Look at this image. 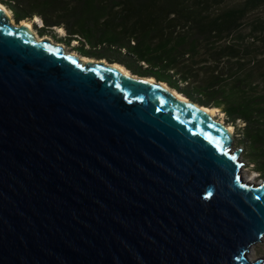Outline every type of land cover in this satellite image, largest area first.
I'll list each match as a JSON object with an SVG mask.
<instances>
[{"label": "water", "instance_id": "1", "mask_svg": "<svg viewBox=\"0 0 264 264\" xmlns=\"http://www.w3.org/2000/svg\"><path fill=\"white\" fill-rule=\"evenodd\" d=\"M19 22L0 7V264H264V179L203 104Z\"/></svg>", "mask_w": 264, "mask_h": 264}, {"label": "trees", "instance_id": "2", "mask_svg": "<svg viewBox=\"0 0 264 264\" xmlns=\"http://www.w3.org/2000/svg\"><path fill=\"white\" fill-rule=\"evenodd\" d=\"M223 1L0 0L16 22L39 17L40 34L62 28L81 55L121 63L241 122L245 156L264 177V20L242 23L264 0L214 13Z\"/></svg>", "mask_w": 264, "mask_h": 264}, {"label": "rangeland", "instance_id": "3", "mask_svg": "<svg viewBox=\"0 0 264 264\" xmlns=\"http://www.w3.org/2000/svg\"><path fill=\"white\" fill-rule=\"evenodd\" d=\"M242 2H244V0H224L220 5L213 6L212 9H213V11H215L214 13H216L222 9L236 7L239 4H241ZM12 18H13V16H12ZM36 18L39 19V17L36 16L35 19L34 18L31 19V23H32V26H34L33 27L34 30L37 32V34L39 36L48 37V38L52 39V41L59 43V44L64 43L62 40V37H61V36L65 35L64 30L63 31H61L60 29L56 30V29H53V27H52V28L46 29L43 32V34H40L37 29H38V27H40L42 25V23L39 22L38 20L35 22L34 20H36ZM253 19H263L264 20V3H262L256 9L248 11L246 13V15L243 17L242 23L244 25L249 24ZM13 20H14V18H13ZM73 43H77V42H73ZM67 46H65V49L67 51H72L74 53H78L79 55H81L77 50L71 49V45H67ZM82 56H83V58L88 57L86 55H82ZM102 59L107 60L105 58H102ZM215 117L217 120H220V121L224 122L225 124L233 127V129H232L233 130V134H232L233 143H232L231 149H236L239 147L242 148L240 160L243 161V166H242L243 178L250 181V182H255V183L263 180L264 177L259 174V172L254 168L253 163L245 156V148H244V143L242 142V133L240 130V127L242 126L241 122H237L236 125L229 123L226 120L225 114L220 110L217 112ZM251 255L253 256V258L250 257ZM249 257H250V260H252V261L255 259H258V258H264V236L260 241H258L257 243H255L251 246V251L249 253Z\"/></svg>", "mask_w": 264, "mask_h": 264}, {"label": "bare ground", "instance_id": "4", "mask_svg": "<svg viewBox=\"0 0 264 264\" xmlns=\"http://www.w3.org/2000/svg\"><path fill=\"white\" fill-rule=\"evenodd\" d=\"M0 7L4 10V12L8 15V17L10 18V20L13 22L14 20H13V18H12V12H11V10L10 9H8L3 3H1L0 2ZM34 19H35V17H34ZM33 19V20H34ZM39 21V22H41V20L40 19H38V18H36V20H34L35 22L36 21ZM19 24H21V25H24V26H26V27H28L29 29H31L36 35H37V32L34 30V26H32V23H31V21H28V20H21L20 22H19ZM61 31H63V29H60ZM38 37H41V36H38ZM65 46H67V45H65ZM68 47V46H67ZM73 54H74V52H72ZM81 57V59L83 58V56L81 55L80 56ZM83 60H85V61H87V60H95V58H93V57H84L83 58ZM103 61H105V60H103ZM114 64L115 65H117L118 67H120V69H122L124 72H126V73H130V71H129V69L128 68H126L124 65H122V64H120V63H117V62H114ZM149 78V80H151V81H155L154 80V78L153 77H148ZM163 84L162 85H164L167 89H169L176 97H180V98H182V99H189L187 96L185 97V96H183V95H181L180 93H178L179 91H177L176 89H174V88H172V87H170L167 83H165V82H162ZM201 106V108L204 110V111H206L212 118H214L216 121H220V120H217L216 119V117H215V115L217 114V112L219 111L218 110V108H216V107H212V106H206V105H200ZM220 123H222V125L225 127V129L232 135L233 134V127L232 126H230V125H227V124H225L224 122H222V121H220ZM251 258H253V256L251 255L250 256ZM249 257V258H250Z\"/></svg>", "mask_w": 264, "mask_h": 264}]
</instances>
